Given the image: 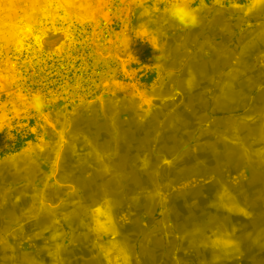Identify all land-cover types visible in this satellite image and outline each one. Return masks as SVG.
I'll use <instances>...</instances> for the list:
<instances>
[{
  "label": "rangeland",
  "instance_id": "1",
  "mask_svg": "<svg viewBox=\"0 0 264 264\" xmlns=\"http://www.w3.org/2000/svg\"><path fill=\"white\" fill-rule=\"evenodd\" d=\"M190 4L201 21L196 29L173 21L164 0H0V228L18 222L10 205L17 213L24 195L30 203L37 194L45 199L81 158L95 168L115 162L116 142L145 127L131 123H154V163L183 145L166 164L216 165L203 180L215 178L245 198V108L194 105L199 94L206 104L215 89L245 86V0ZM115 12L121 28L99 48L83 27ZM119 62L129 63L125 74ZM130 67L138 69L131 77ZM35 92L47 102L39 113ZM163 123L171 130L163 132ZM174 123L202 124L177 134Z\"/></svg>",
  "mask_w": 264,
  "mask_h": 264
},
{
  "label": "crops",
  "instance_id": "2",
  "mask_svg": "<svg viewBox=\"0 0 264 264\" xmlns=\"http://www.w3.org/2000/svg\"><path fill=\"white\" fill-rule=\"evenodd\" d=\"M125 64H117L122 74ZM203 96L199 111L245 108V198L203 180L216 165L166 164L183 145L154 163V123H131L145 127L116 142L115 162L95 168L81 158L45 199L24 195L17 213L9 206L18 222L0 228V264H264V5L253 11L245 0V86L215 89L206 104ZM174 124L186 134V125L202 123Z\"/></svg>",
  "mask_w": 264,
  "mask_h": 264
},
{
  "label": "clouds",
  "instance_id": "3",
  "mask_svg": "<svg viewBox=\"0 0 264 264\" xmlns=\"http://www.w3.org/2000/svg\"><path fill=\"white\" fill-rule=\"evenodd\" d=\"M135 2L142 6L144 0H135ZM164 2L168 16L184 29H196L200 26V17L191 6L190 0H164ZM262 5H264V0H249L250 10H257ZM153 49L156 50L154 47ZM158 59L159 57L157 56L156 60L158 61ZM31 105L33 110L39 113L47 107V102L41 93L35 92L31 97ZM4 123V117L0 114V130L3 129Z\"/></svg>",
  "mask_w": 264,
  "mask_h": 264
},
{
  "label": "built area",
  "instance_id": "4",
  "mask_svg": "<svg viewBox=\"0 0 264 264\" xmlns=\"http://www.w3.org/2000/svg\"><path fill=\"white\" fill-rule=\"evenodd\" d=\"M123 3V1H120L118 4V10L121 9ZM122 22L121 16L116 15L115 12L108 18H100L92 25H86V27H83V29L85 32H87L86 30H89L87 33L96 38L99 48H104L118 33ZM107 62L109 63L110 61L108 60Z\"/></svg>",
  "mask_w": 264,
  "mask_h": 264
}]
</instances>
